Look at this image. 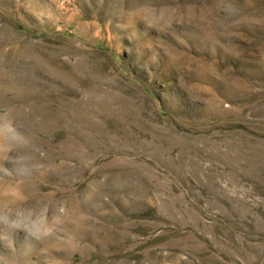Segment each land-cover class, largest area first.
<instances>
[{"label":"rangeland","instance_id":"obj_1","mask_svg":"<svg viewBox=\"0 0 264 264\" xmlns=\"http://www.w3.org/2000/svg\"><path fill=\"white\" fill-rule=\"evenodd\" d=\"M0 264H264V0H0Z\"/></svg>","mask_w":264,"mask_h":264}]
</instances>
